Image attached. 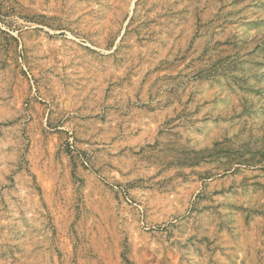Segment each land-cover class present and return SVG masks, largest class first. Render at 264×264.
Segmentation results:
<instances>
[{
  "label": "rangeland",
  "instance_id": "374dc122",
  "mask_svg": "<svg viewBox=\"0 0 264 264\" xmlns=\"http://www.w3.org/2000/svg\"><path fill=\"white\" fill-rule=\"evenodd\" d=\"M0 264H264V0H0Z\"/></svg>",
  "mask_w": 264,
  "mask_h": 264
}]
</instances>
